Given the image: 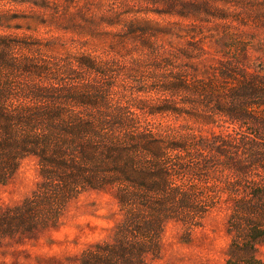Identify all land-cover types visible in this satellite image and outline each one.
Here are the masks:
<instances>
[{
  "label": "trees",
  "instance_id": "16d2710c",
  "mask_svg": "<svg viewBox=\"0 0 264 264\" xmlns=\"http://www.w3.org/2000/svg\"><path fill=\"white\" fill-rule=\"evenodd\" d=\"M151 4L160 8L53 16L58 30L110 36L112 52L143 55L146 65L0 33V184L27 157L40 176L0 211V244L58 227L72 202L105 190L121 219L79 264H151L170 222L191 233L223 206L227 264H263L264 0Z\"/></svg>",
  "mask_w": 264,
  "mask_h": 264
},
{
  "label": "rangeland",
  "instance_id": "374dc122",
  "mask_svg": "<svg viewBox=\"0 0 264 264\" xmlns=\"http://www.w3.org/2000/svg\"><path fill=\"white\" fill-rule=\"evenodd\" d=\"M56 1V0H54ZM156 1V0H152ZM52 7H44V0H0V33L24 35L29 40L42 43L51 41L76 46L81 50H98L105 54L127 58V61L146 65V60L137 53L127 55L121 48L112 50V38H92L73 32L58 30L54 10L66 13L81 8L98 11L100 14L137 11L148 12L157 7L151 0H58ZM149 16L160 17L149 12ZM108 29H118L109 27ZM60 36L62 40L55 41ZM101 37V36H100ZM64 41V42H65ZM66 54L64 47L54 49ZM138 76L134 79L138 80ZM162 116L153 117L154 122L166 121ZM171 121V120H170ZM39 166L35 157L25 158L13 179L0 184V211L16 205L27 197L39 181ZM230 209L227 206L213 210L204 226L187 233L179 222H170L164 233V250L159 259L151 264H227V249L231 242L228 231ZM121 219L117 200L111 192L89 191L68 208L60 225L45 230L37 237L7 238L0 244V264H79L81 253L98 241L111 237L114 226ZM258 256L264 264V243L259 246Z\"/></svg>",
  "mask_w": 264,
  "mask_h": 264
}]
</instances>
